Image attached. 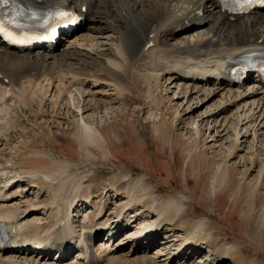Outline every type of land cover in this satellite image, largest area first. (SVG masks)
Instances as JSON below:
<instances>
[{"label": "bare ground", "instance_id": "bare-ground-1", "mask_svg": "<svg viewBox=\"0 0 264 264\" xmlns=\"http://www.w3.org/2000/svg\"><path fill=\"white\" fill-rule=\"evenodd\" d=\"M13 1L23 12L62 7L81 18L82 22L71 33H64L54 45L41 44L34 49L19 51L0 40V147L6 144L4 139L7 140L16 112L23 107L34 109L33 100H38L39 105L46 100L53 113L69 115L73 120L77 118L74 123H69L74 126L71 136L83 147H98L99 141L104 140L103 129L99 130L98 123L88 113H99L100 106L111 109L109 105L113 101L94 100L92 95L95 91L107 89L118 95L116 99L128 101L126 96H131L128 75L133 69L139 72L133 79L136 89L141 83L146 98L153 104H156L155 87H159L161 78L168 81L166 92L173 90V103H179V107L193 103L194 108L180 109V114L178 111L175 116L183 125L186 117L191 121L187 128H183L185 135L199 136L200 123L208 120L215 122L212 129L216 128L214 135L210 134V142L221 141L224 136L229 137V133L236 144L251 135L253 139L254 136L255 139L264 137V132H259L264 128V84L261 79L249 75L238 83L223 72L225 61L264 53V10L239 16L224 10L219 0ZM81 30L82 34H76ZM63 39L65 48L58 53ZM87 60L100 63L101 69L88 71L90 63L87 64ZM102 76L106 80L101 79ZM216 97H219V105L213 112H206L207 115L198 122L193 121V116L199 117L202 108L214 107ZM194 101L198 103L195 105ZM92 151L89 149L84 157L86 162L95 159ZM23 160L37 163L38 159L32 155ZM19 161L15 162L20 164ZM7 163L9 168L0 169V224L6 233V240L0 248V264H126L138 259L139 263H146L148 257L143 252L157 245L155 257L158 260L165 258L168 264L213 263V252L209 250L210 258L208 255L201 258L199 249L194 248H199L198 242L195 245L196 241L181 240L173 234V222H170L171 226L167 224L165 240L159 236L163 218L170 215L175 216L182 226L190 222L196 235L207 234L210 238L207 233L211 225L209 221L191 222L185 215V196L167 200L165 195H152V187L145 177L133 178L128 174L120 181V184L124 183L123 189L117 188L120 184L115 188L109 184L116 197L121 192L125 198L117 215L111 217L110 213L106 216L110 210L106 204L100 205L92 218L84 211L89 207L88 199L82 201L87 198L90 178L71 170L72 164L53 161L58 172L40 174L31 168L24 172L27 168L14 167L10 161ZM218 171L222 173L220 166ZM103 177L100 176L102 180ZM39 180L40 184L45 183L48 203L37 201L21 206L20 201H13L20 197L22 188L26 196L32 197L33 189L39 188L34 182ZM115 180L113 178L112 182ZM138 192H141L140 201ZM211 192H216L214 186ZM134 195L138 197V205L133 204ZM61 201L65 202L64 208L59 206ZM134 207L139 210L130 216L129 211ZM41 210L54 211L55 223L43 227L41 219L36 218ZM145 212L150 216L138 220ZM137 221L138 224H132ZM138 225V230L132 232V227L135 229L134 226ZM126 228L130 232L124 234V243L120 241L116 247L110 245L109 239ZM178 239L181 244H177ZM96 240H99L97 248ZM219 244L225 252L238 250V246L225 240ZM125 248H129L133 256H140L125 260L110 256V253ZM73 250L77 251L76 258L69 259Z\"/></svg>", "mask_w": 264, "mask_h": 264}, {"label": "rangeland", "instance_id": "rangeland-1", "mask_svg": "<svg viewBox=\"0 0 264 264\" xmlns=\"http://www.w3.org/2000/svg\"><path fill=\"white\" fill-rule=\"evenodd\" d=\"M82 33L83 30L76 34ZM64 41L65 39L58 47V53L65 48ZM86 62L90 63L88 71L101 69L98 62L90 60ZM133 71L128 75V90L131 93V96H126L128 101L116 99L118 95L107 89L95 91L92 95L95 97L94 100L113 101L109 105L111 109L100 106L99 113H88L91 118L95 119V123H98L99 130L103 129L104 140L99 141L98 147H83L77 139L71 136L74 126L69 123H74L77 118L73 120L69 115L64 116L60 112L53 113L46 100L41 105L38 100H33L34 109H29L33 111L23 107L22 110L16 112L13 122L11 121L12 127L8 130L7 140L4 139L6 144L4 147H0L2 149L0 151L2 154L0 169L2 167L9 168L10 165L7 162L10 161L14 167L27 168L23 170L24 172H28V168H31L33 171L45 174L58 172L55 171L57 167L53 166V161H58L60 164L66 162L72 164L71 170L79 172V174H87V177L90 178L87 198L82 201L85 202L88 199L86 202L89 207L84 211L92 218L100 209V205L108 204L111 211L109 210L106 216L111 213V217H115L124 205L125 198H122L121 192L116 197L114 189L110 190L109 184L112 183L115 188L128 174H131L133 178L145 177L152 187V195H165L167 200L172 197L185 196V215L190 221L205 219L211 224L207 229L210 238H207V234L196 235L190 222L182 226L177 222L175 216L169 215L163 218L162 226L159 228V236L163 240H165V234L168 231L167 227L172 225L170 222H173V234L177 238L194 240L196 241L195 245L198 242L199 248L196 246L194 248L199 249V257L203 258L206 255L209 256L211 252L214 253L211 257L212 264H264V137L259 136V139H255L254 136L253 139L251 135L236 144L233 141V136L229 133V137L224 136L221 141L210 142V134L214 135L216 128L212 129L215 122H208V120L203 123L199 122L201 130L199 136L185 135L186 132L183 128H187L191 121L187 120V117L182 118L186 122L183 125L175 116L180 114L182 109L194 108L192 107L193 103L189 104L190 106H185L186 108L179 107V103H173V90L166 92L168 81L161 78L158 83L159 87H155L156 104H153L146 98L141 83L139 89H136L133 79L134 75L139 72L134 69ZM105 78V76L101 77L103 80H106ZM167 93L168 95H166ZM106 94L107 96H104ZM109 98L110 100H108ZM216 98L213 102L214 107L202 108L203 110L201 109L198 114L199 117L193 116V121L198 122L201 117L207 115L206 112H213V109L219 105V97ZM183 101L184 99L180 100V102ZM194 103L196 105L198 101H194ZM263 129L259 132H264ZM89 149L93 150L96 157L92 161L86 162L84 157ZM32 155L38 159L37 163L33 160H23ZM44 156L45 158H43ZM16 160H20V164L15 162ZM218 166L221 167L222 173L217 172ZM100 176H104L103 180ZM113 178H116L114 182H112ZM100 181L103 184H98ZM39 182L40 180L34 182L39 188L33 189V198L29 195L26 196L25 189L22 188L20 197L18 196L13 201L16 203L20 201L21 206L26 204L28 206L29 203L37 201L48 203L50 200L44 190L45 183L40 184ZM123 184L117 188L123 189ZM212 186L216 188V192H211ZM138 193L140 201L141 192ZM139 201L137 195H134L133 204L137 203L138 205ZM61 203L59 206L64 208L65 202L61 201ZM22 209L23 207H21ZM137 210L139 207L131 208L130 216ZM54 214V211L41 210L36 218L41 219L43 227H48L55 223L56 215ZM172 214L174 215V211ZM149 216L150 213L145 212L140 215L138 220H146V217ZM168 223H170L169 226ZM132 224L136 225L138 221ZM134 227L135 229L132 227V232L138 230L139 225ZM128 232H130L129 228H126L120 234L113 235L109 239V244L116 247L118 242L123 241L122 243H124V234ZM180 239L177 244H181ZM221 240L234 243L238 246V250L225 252L219 244ZM96 242L95 248L99 246V240ZM157 246L143 252L148 257V262L139 263L140 259H138L131 263L168 264L165 258L158 260V257H155ZM208 246L211 248L209 249ZM188 249L187 252L190 253L191 247ZM129 251V248H125L122 251L110 253V256L113 255L117 259L123 260L140 256H133V253ZM184 252L186 251L184 250ZM76 253L77 251L73 250L69 259L76 258ZM118 254L122 256H117ZM152 257H155L152 260L155 262L151 261ZM190 262L196 264L193 261Z\"/></svg>", "mask_w": 264, "mask_h": 264}, {"label": "snow or ice", "instance_id": "snow-or-ice-1", "mask_svg": "<svg viewBox=\"0 0 264 264\" xmlns=\"http://www.w3.org/2000/svg\"><path fill=\"white\" fill-rule=\"evenodd\" d=\"M0 2H7V0H0ZM60 15H66V13H60ZM4 29H3V26L2 24H0V32H3Z\"/></svg>", "mask_w": 264, "mask_h": 264}]
</instances>
